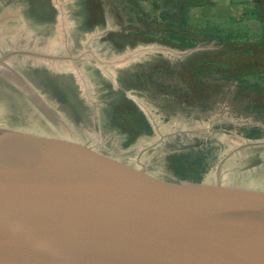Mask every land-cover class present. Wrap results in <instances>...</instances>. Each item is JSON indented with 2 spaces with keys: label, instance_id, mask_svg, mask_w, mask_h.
<instances>
[{
  "label": "rangeland",
  "instance_id": "374dc122",
  "mask_svg": "<svg viewBox=\"0 0 264 264\" xmlns=\"http://www.w3.org/2000/svg\"><path fill=\"white\" fill-rule=\"evenodd\" d=\"M197 2L0 0V158L119 187L148 210H202L172 220L201 237L252 227L231 253L256 264L246 254L264 253V41L190 31L186 10ZM66 236L40 253L60 264H140L86 253Z\"/></svg>",
  "mask_w": 264,
  "mask_h": 264
},
{
  "label": "water",
  "instance_id": "95a60500",
  "mask_svg": "<svg viewBox=\"0 0 264 264\" xmlns=\"http://www.w3.org/2000/svg\"><path fill=\"white\" fill-rule=\"evenodd\" d=\"M120 192L119 187L104 192L0 158V264H60L40 251L61 234L67 242L89 245L84 252L104 251L114 261L120 256L140 264H254L231 253L252 227L241 230L231 224L232 230L218 232L228 237L210 229L214 238L201 237L174 222L202 210L156 212ZM246 255H259L256 264H264V253Z\"/></svg>",
  "mask_w": 264,
  "mask_h": 264
},
{
  "label": "crops",
  "instance_id": "0c3cea01",
  "mask_svg": "<svg viewBox=\"0 0 264 264\" xmlns=\"http://www.w3.org/2000/svg\"><path fill=\"white\" fill-rule=\"evenodd\" d=\"M194 33L216 31L226 39L264 41V0H198L186 10Z\"/></svg>",
  "mask_w": 264,
  "mask_h": 264
},
{
  "label": "bare ground",
  "instance_id": "6f19581e",
  "mask_svg": "<svg viewBox=\"0 0 264 264\" xmlns=\"http://www.w3.org/2000/svg\"><path fill=\"white\" fill-rule=\"evenodd\" d=\"M18 10H19V9H18ZM15 12H16V11H15ZM19 12H20V11H19ZM4 13H5V12H4ZM4 13H3V14H4ZM9 13H10V12H9ZM9 13L7 12V14H9ZM13 13H14V12H13ZM16 13H18V12H16ZM16 13H15V14H16ZM7 14H5V15H7ZM65 19H66V18H65ZM65 22H67V21L65 20ZM16 25H19V24H16ZM24 25H25V24H24ZM65 25H66V24H65ZM68 25H69V24H68ZM14 26H15V25H14ZM20 26H21V25H20ZM17 27H18V26H17ZM17 27H16V28H17ZM25 27H26V26H25ZM66 27H67V26H66ZM66 27H65V28H66ZM69 27H70V26H69ZM12 28H13V25H12ZM12 28H9V29H12ZM23 28H24V27H23ZM23 28H22V29H23ZM24 29H25V28H24ZM63 29H64V28H63ZM70 29H72V28H70ZM16 30H17V29H16ZM18 30H20V29H18ZM65 30H66V29H65ZM72 30H73V29H72ZM26 31H27V30H26ZM66 31H67V30H66ZM60 32H61V29H60ZM67 32H68V31H67ZM67 32H66V33H67ZM25 33H26V32H25ZM61 33H62V32H61ZM68 33H69V32H68ZM26 34H28V33H26ZM34 34H35V33H34ZM64 34H65V33H64ZM31 35H32V34H31ZM31 35H30V36H31ZM36 35H37L36 37H38V34H36ZM55 35H56V34H55ZM55 35H54V36H55ZM58 35H59V34H58ZM26 36H27V35H26ZM28 36H29V35H28ZM60 36L62 37L63 35L60 34ZM66 36H67V35H66ZM32 37H34V36H32ZM36 37H35V38H36ZM69 37H70V35H69ZM26 38H27V37H26ZM27 39H28V38H27ZM29 39H30V38H29ZM32 39H33V38H32ZM60 39H61V38H60ZM69 39H70V38H69ZM35 40H36V39H35ZM39 40H40V38H39ZM64 40H66V39H64ZM43 41H44V40H43ZM55 41H56V40H55ZM58 41H59V40H57V43H58ZM60 41H61V40H60ZM32 42H33V41H32ZM37 42H38V39H37ZM29 43H30V42H29ZM35 43H36V42H35ZM68 43H69V42H68ZM68 43H67V44H68ZM71 43H72V41H71ZM37 44H39V43H37ZM49 44H50V43H49ZM49 44H48V46H49ZM64 44H65V42H64ZM40 45H41V42H40ZM40 45H37V47L40 46ZM43 45H45V44H43ZM43 45H42V50L44 49ZM46 45H47V44H46ZM46 45H45V46H46ZM57 45H58V44H57ZM70 45H71V44H70ZM77 45H78V41H77ZM86 45H87V44H86ZM86 45H84L85 48L88 46V45H87V46H86ZM50 46H51V45H50ZM50 46H49V47H50ZM64 46H65V45H63V47H64ZM66 46H67V45H66ZM73 46H74V45H73ZM73 46H70V47H73ZM28 47H29V46H28ZM30 47H31V46H30ZM37 47H36V48H37ZM40 47H41V46H40ZM46 47H47V46H46ZM46 47H45V48H46ZM58 47H59V46H58ZM50 48L53 49L54 46H53V47H50ZM55 48H56V47H55ZM78 48H79V47H78ZM34 49H35V48H34ZM56 49H57V48H56ZM59 49L63 50L62 47H60ZM68 49H69V48H68ZM42 50H40V51H42ZM48 50H50V49L47 48V49L45 50V52H47ZM73 50H77V49L74 48ZM86 50H87V49H86ZM38 51H39V49H38ZM58 51H60V50H58ZM67 51H68V50H67ZM69 51H71V50L69 49ZM77 51H78V50H77ZM80 51H81V50H80ZM83 51H84V50H83ZM48 52H49V51H48ZM48 52H47V55H49ZM51 52H52V51H51ZM75 52H76V51H75ZM88 52H89V51H88ZM4 53H5V52H4ZM6 53H8V52H6ZM49 53H50V52H49ZM86 53H87V52H86ZM89 53H91V52H89ZM93 53H94V52H93ZM51 54H52V55H54V54H58V55H59V53H57V52L54 53V54H53V53H51ZM60 54H61V52H60ZM62 54H63V53H62ZM66 54H67V53H66ZM68 54H69V53H68ZM77 54H78V53H76V54H74V55L78 56ZM79 54H80V52H79ZM91 54H92V53H91ZM96 54H97V53H96ZM72 55H73V54H71V56H72ZM83 55H84V53H83ZM89 55H90V54H89ZM37 56H40V55H37ZM43 56H44V55H43ZM76 56H73V58L76 57ZM81 56H82V55H81ZM90 56H91V55H90ZM98 56H99V54H98ZM100 56H101V55H100ZM100 56H99V57H100ZM79 57H80V56H79ZM83 57H84V56H83ZM37 58H38V57H37ZM40 58H41V56H40ZM35 59H36V58H35ZM42 59H44V57H43ZM45 59H48V61H49V58L46 57ZM45 59H44V60H45ZM62 59H63V58H62ZM84 59H86V58H84ZM87 59H88V58H87ZM98 59H99V58H98ZM102 59H103V58H101V59L98 60V61H101ZM39 60H40V59H39ZM66 60H67V59H66ZM71 60H72V59H71ZM71 60H70V61H71ZM82 60H83V59H82ZM88 60H89V59H88ZM118 60H119V59H118ZM16 61H17V60H16ZM16 61L14 60L13 62L10 63V65H11L12 67H14V66L16 67V63H15ZM18 61H19V59H18ZM45 61H46V60H45ZM57 61H58V59H57ZM60 61H61V59H60ZM60 61H59V62H60ZM64 61H65V60H64ZM64 61H63V63H64ZM74 61H76V59H75ZM78 61L80 62V59H79V60L77 59L76 62H78ZM103 61L105 62L104 59L102 60V62H103ZM119 61H120V60H119ZM121 61H122V60H121ZM39 62H40V61H39ZM50 62L55 63L56 61L50 58ZM50 62H49V63H50ZM66 62H67V61H66ZM71 62H72V61H71ZM71 62H70V63H71ZM76 62H75V63H76ZM79 62H78V63H79ZM117 62H118V61H117ZM117 62H116V63H117ZM18 63H20V62H18ZM47 63H48V62H47ZM49 63H48V65H49ZM56 63H57V68H58V65H59V64H58V62H56ZM106 63H107V62H106ZM106 63H104V65H105ZM114 63H115V62H114ZM40 64H41V63H40ZM51 64H52V63H51ZM80 64H81V63H79V65H80ZM45 65H46V64H45ZM54 65H55V64H54ZM65 65H66V64H65ZM68 65H69V62H68ZM68 65H67V66H68ZM101 65H102V64H101ZM106 65L109 66V64H106ZM80 67H81V66H80ZM105 67H106V66H105ZM60 68H61V65H60ZM66 68H67V67H66ZM78 69H82V68H78ZM105 69H106V68H105ZM109 69H113V68L110 67ZM79 71H80V70H79ZM83 71H84V70H83ZM84 72H85V71H84ZM84 72H83V74H84ZM80 73H81V71H80ZM80 73L77 74V75H80ZM82 76H83V75H81V77H82ZM85 77H86V76H85ZM83 78H84V76H83ZM79 79H80V77H79ZM85 79H87V78H85ZM85 79H84V80H85ZM81 80H83V79L81 78L80 81H81ZM84 80H83V81H84ZM83 81H82L81 83H83ZM88 81H89V80H88ZM88 81H87V82H88ZM85 82H86V81H85ZM85 82H84V83H85ZM82 85H83V84H82ZM84 85L86 86V83H85ZM87 85H88V84H87ZM85 86H84V87H85ZM88 86H89V85H88ZM88 86L85 87V88H88ZM86 91H87V90H86ZM87 94H88V93H87ZM88 95H89V94H88Z\"/></svg>",
  "mask_w": 264,
  "mask_h": 264
}]
</instances>
